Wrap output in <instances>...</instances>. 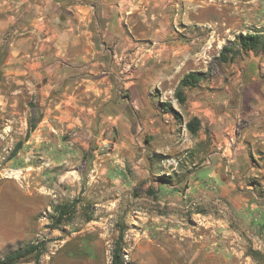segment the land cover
<instances>
[{"label":"crops","instance_id":"1","mask_svg":"<svg viewBox=\"0 0 264 264\" xmlns=\"http://www.w3.org/2000/svg\"><path fill=\"white\" fill-rule=\"evenodd\" d=\"M187 25H197V0H0V103L23 110L19 123L26 131L24 152L40 148L43 141L50 143L49 171L64 172L57 182H67L61 195H69L68 184H81L79 176L67 174L80 172L77 164L82 157H90L94 164L95 178L89 183L108 180L110 166L103 167L100 150L111 139L119 156L130 160L139 156L145 162V166L130 164L133 183L145 174L187 172L184 194L194 202L215 205L213 192L203 182L215 183L225 195L229 218L240 214L255 222L264 220V198L252 191L251 182L256 180L241 187L244 197L233 191L234 173L264 184V88L259 89L261 94L251 91L245 104L240 164L227 155L223 160V154L219 157L211 149L203 153L208 137L209 146L216 144V110H198L197 102H191L192 116L177 122L171 111L162 108L167 99L174 110L179 81L197 71L190 68L197 51L189 46L197 37L187 36L191 41L186 42ZM9 93L17 94L16 101L6 99ZM232 108L226 107V116ZM192 119L199 122V129L188 131L186 123ZM150 136L152 151L150 145L142 144ZM229 140L231 136L222 140L225 147ZM159 156L177 157L184 166L158 171L150 163ZM59 157L66 158L62 164ZM200 171L206 174L202 178L197 175ZM117 173L122 177L126 167L118 166ZM122 178L114 182L124 190L127 181ZM180 184L169 187L147 181L143 188L154 190L162 203L181 204L176 190ZM4 197L7 206L1 202ZM42 202L41 194L13 182L0 186L1 247L9 245L11 237H20L28 224L37 223L34 214ZM8 206L13 209L11 221L5 214ZM134 212L145 214L137 207ZM250 229L251 237L257 238L255 227ZM177 232L184 234L185 229ZM253 248L260 249L256 240Z\"/></svg>","mask_w":264,"mask_h":264},{"label":"rangeland","instance_id":"2","mask_svg":"<svg viewBox=\"0 0 264 264\" xmlns=\"http://www.w3.org/2000/svg\"><path fill=\"white\" fill-rule=\"evenodd\" d=\"M184 33L188 43L191 38L187 36L197 37L195 43L189 44L191 50L197 51V60L190 68L204 72L228 40L236 41L240 34L264 37V0H197V25H187ZM235 50V58L222 64L218 75L210 80L203 79L187 89L183 102H179L174 94L175 108L171 114L177 122L192 116L189 110L191 102H197L198 110L203 107L216 110V144L212 142L209 146L211 138L207 133L203 153L211 149L218 156L223 154V160L227 155L228 159L240 164L241 135L247 123V102L252 97L249 94L253 90L263 93L259 89L264 88V45L250 50L237 43ZM6 99L16 101L17 94H6ZM163 102L169 103L167 99ZM227 106L233 107L228 111V116L225 114ZM22 111L17 107H3L0 103V186L7 181L13 182L15 186L41 194L43 202L34 214L37 223L28 224L25 232L18 235L20 237H11L9 245L0 246V258L7 255L8 246L12 248L18 244L41 242L45 248L41 256H30L16 264H110L115 248L120 250L124 264H264V220L255 222L240 214L229 218L225 213V195L220 193L215 183L203 182L213 192L217 202L215 205L209 207L199 199L194 202L184 194L189 181L187 172L156 173L160 175L150 174L149 177L145 174L144 179L133 183L130 164H146H142L139 156L131 160L127 156H119L111 139L100 150L104 155L100 160L103 167L110 166L106 176L108 180L99 181V184L89 183L95 178V171H92L94 164L90 157H82L77 164L80 172L67 174L72 178L79 176L81 184L76 187L68 184L69 195H61L67 189V182H57L58 176L64 175V172L56 173L55 169L49 171L50 143L43 141L38 150L32 148L30 152L23 151L26 131L19 123ZM188 123L199 129V122L195 119ZM230 136V145L225 147L222 140ZM150 139L151 136L142 144L150 145L151 149ZM63 159L66 158L59 157V163L62 164ZM68 159L75 161V158ZM183 163L177 157L173 160L168 156H159L152 158L150 165L161 171L182 166ZM118 166L126 167V173L122 176L127 181V189L124 190L114 182L123 179L117 173ZM197 175L202 178L206 174L200 171ZM228 177L231 179L230 174ZM250 180H256L251 182L254 194L264 198V184H259L257 178H247L239 173H234L235 194L242 196L240 192L245 188L244 183ZM147 181L169 187L181 183L176 188L181 200L178 203L181 204L173 201L162 203V197L154 190L143 188ZM131 184L135 186L132 189ZM135 198L144 199L135 201ZM1 202L4 206L9 203L5 197ZM57 204H72L73 207L70 219H64L56 228L51 216H55L53 206ZM135 207L145 214H135ZM12 213V207L8 206L5 210L7 220L12 218ZM251 226L258 231L257 238L251 237ZM184 229V234L177 232ZM227 230L234 233L228 234ZM255 240L260 248L258 250L253 248ZM63 244V247H59Z\"/></svg>","mask_w":264,"mask_h":264},{"label":"trees","instance_id":"3","mask_svg":"<svg viewBox=\"0 0 264 264\" xmlns=\"http://www.w3.org/2000/svg\"><path fill=\"white\" fill-rule=\"evenodd\" d=\"M235 40L236 41L228 40L221 47L218 55L208 63L204 72L190 71L182 77L178 83L177 91L175 92L176 98L179 102L184 101L185 88H190L203 79H213L220 73V66L222 64L232 61L235 58V45H237V43L240 47H247L250 50L264 45V37H261L258 34H240L235 38ZM161 105L164 110L171 112L174 111L169 103L162 102ZM30 127L33 128L34 126L31 125ZM187 127H189L192 131H195V126H193V124L188 123ZM18 147L19 146L15 148V151H17ZM72 207V204H57L53 206L55 216H51V218L56 228L64 221V219H70L72 215ZM7 248L8 253L6 256L0 258V264H16L30 256L39 257L45 252V248L41 242H28L25 244H18L12 248L8 246ZM110 264H124V260L121 257L119 249L115 248L113 250Z\"/></svg>","mask_w":264,"mask_h":264}]
</instances>
